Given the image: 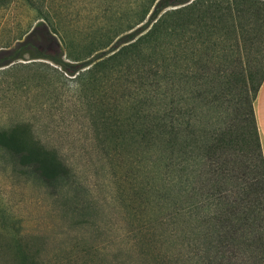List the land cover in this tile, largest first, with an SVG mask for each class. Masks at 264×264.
<instances>
[{"label":"rangeland","instance_id":"rangeland-1","mask_svg":"<svg viewBox=\"0 0 264 264\" xmlns=\"http://www.w3.org/2000/svg\"><path fill=\"white\" fill-rule=\"evenodd\" d=\"M99 2L63 0L64 27L77 35L74 46L91 48L84 59L108 51L116 40L100 48L101 35L93 32L104 20ZM108 11L116 21L122 9L118 5ZM34 23V11L22 1L2 9L0 57H10V46L18 34ZM219 36L222 42V31ZM90 38L93 41L88 44ZM24 55L0 67V127L22 125L25 140L57 154L68 169L66 177L43 181L16 170L10 155L0 149L2 249L8 242L3 233L9 231L36 251L38 264H180L181 255L190 254L192 249L180 243L179 206L163 193L159 181H154L153 191L139 195L145 171L150 168L143 157V144L129 148L124 156L114 154L107 128L100 120L101 112L115 117L116 107L128 102L139 79L132 80L131 69L121 62L93 75L85 72L87 66L70 74L51 60L31 58L28 52ZM238 61L244 69L245 58ZM186 62L181 59L179 63ZM214 94L220 99L230 96L227 90L215 89ZM229 109L228 101L219 100L213 110H201L200 117L211 121L215 115L228 126L234 124ZM242 112L235 117L228 148L206 150L204 130L196 143L194 140L191 150L196 156V172L211 169L215 177L202 176L192 200H199L201 210L207 213L227 210L235 217L246 213L248 254L260 259L264 258V209L254 191V182L260 178L253 169L257 158L251 155L245 128H237ZM126 172H132V181ZM217 178L218 183L213 181ZM225 197L235 202L232 209L220 204ZM15 262L0 248V264Z\"/></svg>","mask_w":264,"mask_h":264},{"label":"trees","instance_id":"trees-1","mask_svg":"<svg viewBox=\"0 0 264 264\" xmlns=\"http://www.w3.org/2000/svg\"><path fill=\"white\" fill-rule=\"evenodd\" d=\"M13 1L0 0V11ZM17 1L34 11L35 23L9 45L12 55L0 57V67L28 52L31 58L51 60L70 74L87 66L85 72L93 75L121 62L131 69L132 80L139 79L128 102L116 107L115 117L101 112L100 120L114 154L124 156L129 148L143 144V157L150 168L139 195L153 191L154 181H159L163 193L179 206L180 243L192 249L181 255L180 264H264L263 257L248 254L246 213L236 217L227 210L207 213L199 200H192L202 176L212 180L215 175L211 169L196 172V156L191 150L203 130V146L209 152L231 146L235 117L243 111L237 128H245L251 155L257 158L253 169L260 178L254 182V191L264 209V161L253 110L264 79V0H100L98 10L104 20L93 32L101 35L100 48L116 40L111 53L103 51L90 59L84 55L91 48L74 46L77 35L64 27L63 0ZM118 5L122 11L113 21L108 10ZM219 31L224 34L222 42ZM92 41L90 38L88 44ZM241 58H245L244 69L237 65ZM181 59L187 60L185 65L179 63ZM215 89L227 90L229 98L220 99ZM219 100L228 101L234 124L225 126L215 115L211 121L200 117L201 110H213ZM23 128L20 124L0 127V149L10 155L16 170L43 181L66 177L64 160L25 140ZM126 173L132 181V172ZM213 181L218 183V178ZM220 204L226 209L235 206L229 197ZM3 234L8 242L5 249L0 248L16 260L13 264H38L36 251L27 241L13 232Z\"/></svg>","mask_w":264,"mask_h":264},{"label":"crops","instance_id":"crops-1","mask_svg":"<svg viewBox=\"0 0 264 264\" xmlns=\"http://www.w3.org/2000/svg\"><path fill=\"white\" fill-rule=\"evenodd\" d=\"M253 110L260 140L261 153L264 161V79L261 82L259 90L253 100Z\"/></svg>","mask_w":264,"mask_h":264}]
</instances>
